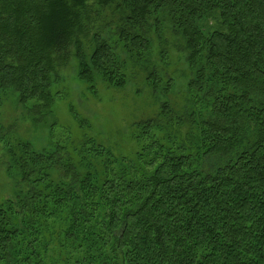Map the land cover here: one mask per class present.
Masks as SVG:
<instances>
[{
    "label": "trees",
    "instance_id": "trees-1",
    "mask_svg": "<svg viewBox=\"0 0 264 264\" xmlns=\"http://www.w3.org/2000/svg\"><path fill=\"white\" fill-rule=\"evenodd\" d=\"M109 8L119 17L104 36L95 21ZM170 41L189 95L134 123L132 158L85 133L39 150L6 140L16 192L0 205V261L264 264V0H0V105L13 93L50 112L70 50L91 91L123 88L118 48L141 63Z\"/></svg>",
    "mask_w": 264,
    "mask_h": 264
},
{
    "label": "rangeland",
    "instance_id": "rangeland-1",
    "mask_svg": "<svg viewBox=\"0 0 264 264\" xmlns=\"http://www.w3.org/2000/svg\"><path fill=\"white\" fill-rule=\"evenodd\" d=\"M113 9L102 10L95 21V27H105L104 36L113 34L119 17ZM170 45L171 41L163 56L159 51L160 46L152 44L151 55L141 63H135L134 59L118 48L121 59L126 62L128 81L123 88H114L100 79L96 81L94 91L78 79L70 50L67 64L57 69L59 79L52 85L54 100L50 112L30 110L31 103L21 105L15 94H7L0 105V205L16 192L14 179L8 175L6 168L9 159L6 140L14 142L10 145L28 141L39 150L51 142L77 143L85 133L109 148L114 155L132 158L140 146L133 134L134 123L151 116L163 101L181 110L189 95V70L185 55ZM90 47L85 45L88 55ZM146 68L158 73L160 86L157 90H153L152 84L147 82ZM166 78L172 79L168 92L163 91ZM74 113L85 119L87 126L80 127ZM0 264L7 263L0 261Z\"/></svg>",
    "mask_w": 264,
    "mask_h": 264
}]
</instances>
